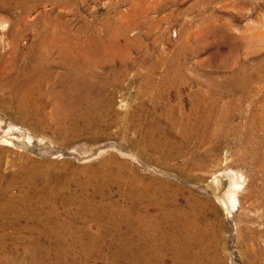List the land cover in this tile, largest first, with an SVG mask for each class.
Segmentation results:
<instances>
[{
    "label": "rangeland",
    "instance_id": "1",
    "mask_svg": "<svg viewBox=\"0 0 264 264\" xmlns=\"http://www.w3.org/2000/svg\"><path fill=\"white\" fill-rule=\"evenodd\" d=\"M41 4L23 22L18 21L21 11L16 6H0V203H12L0 213V262L112 264L109 252H105L106 259H97L95 248L89 259L73 232L38 224L27 205L44 199L49 204L41 209L42 217L48 219L53 203L62 218L68 197L80 193L78 183L87 179L91 169L109 166L113 157L128 167L121 169L126 177L134 170L147 181L164 179L177 184L174 193L180 205L195 199L205 203L200 217L211 246L217 247V253H211L217 256L216 264H264V71L255 73L259 63L264 70V0H76L69 8ZM49 24H53L50 30ZM114 24L120 26L117 35ZM107 26L108 34L104 32ZM41 29L52 35L38 37ZM56 31L77 45L75 57L82 67L87 65L82 73L100 90L96 100L111 103L99 110L96 117L101 122L95 120L94 131L80 137L61 131V124L51 115L59 100H64L63 87L70 93L75 90L74 82L62 79L66 65L59 56V42L52 41ZM93 39L101 44L114 42L115 49L94 56ZM36 44L44 50L42 71L50 69L54 74L37 91L29 81L32 75L28 76L35 64ZM93 59L95 63L89 65ZM246 67L251 68L252 77L234 80L233 74L241 76ZM151 74L152 81L147 83L143 77ZM19 92L27 94V100H20ZM40 95L44 98L36 100ZM152 100H170L176 109L180 104L195 105V100H221L214 103L217 110L210 129L230 100L250 101L234 109L225 135H209L212 131L208 130L193 140L189 157L194 154L203 166L188 168L181 177L175 168L179 162H171L175 167L166 169L157 154L142 152L145 130L135 125L148 123L149 113L142 106L149 108ZM123 124L130 127V141ZM79 128L88 129L85 122ZM27 165L42 174L41 181L16 180ZM218 173H232L239 187L230 212L208 188ZM33 187L44 196L31 193ZM97 227H90L91 235L99 232L115 247L114 232Z\"/></svg>",
    "mask_w": 264,
    "mask_h": 264
},
{
    "label": "bare ground",
    "instance_id": "2",
    "mask_svg": "<svg viewBox=\"0 0 264 264\" xmlns=\"http://www.w3.org/2000/svg\"><path fill=\"white\" fill-rule=\"evenodd\" d=\"M42 2L51 3L58 8H69L75 5L76 0H0V6L4 8L16 6L21 11V16L18 21L23 22L24 18ZM114 25L113 31L117 35L120 26ZM135 26H138V24ZM51 27L53 28V24H49L48 29L50 30ZM104 32L108 34L110 28L108 26L105 27ZM37 33L40 38L46 35H52L46 29H41ZM71 39L62 33H58L52 39L53 43L59 42L61 46L59 56L62 59L63 65H66V71L63 73L65 76L62 79H64L65 83L67 80L74 82L75 85L73 88L75 90L70 93L71 90L69 91L67 86L63 87L64 85H62L61 98L64 100H59V104L54 106L53 114L51 115L61 124V131L65 133L73 132L76 133V136L78 135L80 137L85 133L90 134L94 131L97 126L95 120L100 121L96 117L99 110L102 109L101 107L111 103H102L100 102L101 99L99 101L96 100V95L99 94L100 90L89 84L88 77L85 75L86 73H82L83 68L87 67V65L85 66L83 64L84 66L82 67L80 65L81 62L75 57V54H77V45H73L75 43ZM98 39L92 40L94 42V56L97 53L106 55L109 51L115 49L114 42H104V44H101ZM114 51L116 52L117 50ZM33 53L35 64H33L32 73L28 74V76L32 75L30 76L32 80L30 79L29 81L35 84L33 88L36 91L43 90V81L53 79L54 74L51 72L52 70L49 71L50 69L42 71L45 68V59H43L44 50L42 51L39 44L35 45ZM86 59L87 61L89 60L88 58ZM88 63L89 65H93L95 61L93 59L92 62L90 61ZM250 69L246 67L241 76L239 74H233L235 76H233L234 80L242 77L246 80L249 77L251 78L253 73L248 71ZM263 71V65L261 63L256 65L255 73L260 74ZM152 76L151 74L150 76H145L146 79L145 77L143 78L147 83H150L153 78ZM60 82L64 84L61 77ZM18 96L20 100L24 101L28 98V95H24L22 92ZM52 96L54 94H51ZM33 97L30 96L32 100H34ZM41 97L44 98L43 95H40L36 100H42ZM152 101L153 105H149L150 109L145 105L142 106V109L145 110L144 112L147 111V114L149 113L148 123L145 124L142 122V124L135 125L137 128L139 127V131L145 130L141 139V143H145L142 152L147 149L157 154L159 156L158 162L166 169L175 167L171 162H179V165L175 167L177 169L176 171L181 177H185L186 169L189 168L192 170L197 169V167L202 168L203 166V163L202 165H198L194 154L192 157H189L188 151L191 148V144H193V140L201 138L202 134L208 130L212 131L207 132L209 135L213 133H216L215 136L225 135L224 133L231 123L234 109L239 110L242 102L250 100H240L241 103L230 100L227 103L228 106L221 108L219 111L221 116L219 118L216 117L217 119L215 120L213 129H210V122H213V116L217 110L214 103L218 105L221 100H195V105L191 106L188 104V108L186 105L180 104L178 109L170 104V100ZM162 104L163 107H160ZM20 110H24L23 106L20 107ZM132 121L134 123L135 120L133 119ZM82 122L86 123L87 130H85L86 128H79V124ZM146 125H148L147 129ZM129 130L130 127L128 125L125 129L126 135H124L127 137V141L129 140L127 136ZM181 159L186 160L180 162L179 160ZM112 164H115V166ZM108 165H105L103 169H91L87 179L78 183L80 193L68 197L62 218L56 213L53 203L50 205L52 211L49 216L47 215L48 219L42 217H45V215L42 214L41 209L49 204L43 202L44 199L35 204L27 205V208L34 211L38 219V224L41 223L44 226H48L51 230L73 232V239L76 238L78 244L82 248H85V254L88 255L87 257L89 259L91 250L95 248L97 259H106L107 255L105 252H109L108 261L112 264H216L218 262L217 256L211 257V253H217V247L211 246L209 233L206 228L202 227L200 213H202L201 210L205 205L204 202L195 199L186 205H180L174 193L177 184L164 179H150L147 181L145 179L146 176L141 177L134 170L132 172L130 171V175L126 177L121 172L122 168L127 167L126 164H120L113 157L109 160ZM25 167L22 170V176L16 177L17 181H22L23 183L41 181V173H39L41 175H38L32 167L28 165ZM26 174L28 178L24 177ZM208 188L225 211L230 212L235 207L239 187L232 173L215 174ZM31 193H36L41 197L44 196V192L35 187L32 188ZM115 195L118 198H114ZM29 197L31 198L32 195ZM11 204L10 202H7V204L0 203V213H5L7 208L12 207ZM18 207L16 204L15 208ZM23 207L21 206V210ZM94 225L99 227H97L99 231L105 233L114 232L115 239L113 244L116 242L115 247H113L114 245H110L111 243L107 244L106 239L99 232L95 236L91 235L90 227ZM4 263L0 262V264Z\"/></svg>",
    "mask_w": 264,
    "mask_h": 264
}]
</instances>
